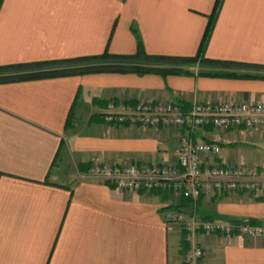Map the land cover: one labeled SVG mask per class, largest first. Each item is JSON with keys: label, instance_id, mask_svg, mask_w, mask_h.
Returning <instances> with one entry per match:
<instances>
[{"label": "crops", "instance_id": "0c3cea01", "mask_svg": "<svg viewBox=\"0 0 264 264\" xmlns=\"http://www.w3.org/2000/svg\"><path fill=\"white\" fill-rule=\"evenodd\" d=\"M216 3L0 0V65L134 54L140 43L149 54L194 56ZM204 57L233 64L199 70L260 77L199 75L196 68L0 82V264H183L177 227L164 213L187 204L185 197L120 190L89 170L177 163L184 130L108 123L111 102H176L185 112L196 102H264V67L252 66H264V0H220ZM194 136L218 142L222 163L264 170V127L207 126ZM180 207L187 214L191 206ZM198 211L264 225V197L203 194ZM195 243L204 250L200 264H264V235L201 234Z\"/></svg>", "mask_w": 264, "mask_h": 264}, {"label": "built area", "instance_id": "2783aa9c", "mask_svg": "<svg viewBox=\"0 0 264 264\" xmlns=\"http://www.w3.org/2000/svg\"><path fill=\"white\" fill-rule=\"evenodd\" d=\"M105 120L117 124H142L147 128L184 130L179 139L178 159L174 165L130 161L124 165L99 164L92 174L111 182L116 188L132 192H163L191 200L188 213H164L165 220H180L190 243L183 264H200L204 250L195 243L201 234L255 237L264 235L261 223L242 224L238 218H205L198 211L201 196L238 192L264 197V170L256 166L225 164L217 160L222 152L218 142L195 139L197 133L211 126L216 130L261 129L264 127V102L226 100L196 102L185 112L180 103L140 101L135 106L109 103ZM184 216V218L182 217ZM194 240V243L192 241Z\"/></svg>", "mask_w": 264, "mask_h": 264}, {"label": "trees", "instance_id": "16d2710c", "mask_svg": "<svg viewBox=\"0 0 264 264\" xmlns=\"http://www.w3.org/2000/svg\"><path fill=\"white\" fill-rule=\"evenodd\" d=\"M220 0H217L215 8L210 15L209 24L202 38L199 50L194 56H175L149 54L144 49L142 43L139 44L138 50L134 54H113L108 50L99 55L75 57L70 59H59L55 61H45L38 63H22L14 65H0V82H12L22 79L53 77L63 75H75L91 72L118 71V72H136L168 74H195V67L204 65H230L232 62L219 61L204 57V51L208 38L216 18ZM238 65V64H237ZM255 68L264 66L252 65ZM199 75H223L232 77H260L256 74H238V73H211L209 71H198ZM186 203L176 206L167 207L168 210L174 208L181 211L180 206H191V200L184 198ZM180 207V208H178ZM205 218L212 219L215 216L206 215ZM251 223H259L254 219H249ZM183 242L187 250L190 243L186 240V232L183 233Z\"/></svg>", "mask_w": 264, "mask_h": 264}, {"label": "rangeland", "instance_id": "374dc122", "mask_svg": "<svg viewBox=\"0 0 264 264\" xmlns=\"http://www.w3.org/2000/svg\"><path fill=\"white\" fill-rule=\"evenodd\" d=\"M199 67V66H198ZM198 67H195L194 69H198ZM196 71H200L199 69L198 70H196ZM110 164V163H109ZM95 165H99L98 163L97 164H95ZM102 165V164H101ZM90 171V170H89ZM210 196H212V195H209V197ZM178 201H176L175 202V204L177 203ZM171 213H173V214H176V213H178V210H172V212ZM177 215V214H176ZM183 218H184V216H182ZM170 223H173L174 225H175V227H177V234H178V243H179V245L181 246V254H182V263H183V257L186 255V253L188 252V250H187V248L185 247V245H184V242H183V239H182V237H183V233H184V230H183V228H182V225H181V223H180V220H177V219H175L174 220V218H173V220L172 221H170ZM197 238V237H196ZM181 243V244H180ZM192 243H194V240L192 241ZM179 246V247H180Z\"/></svg>", "mask_w": 264, "mask_h": 264}, {"label": "water", "instance_id": "95a60500", "mask_svg": "<svg viewBox=\"0 0 264 264\" xmlns=\"http://www.w3.org/2000/svg\"><path fill=\"white\" fill-rule=\"evenodd\" d=\"M235 221L239 222V223H242V224H249L250 223L249 219H242V218H238Z\"/></svg>", "mask_w": 264, "mask_h": 264}]
</instances>
